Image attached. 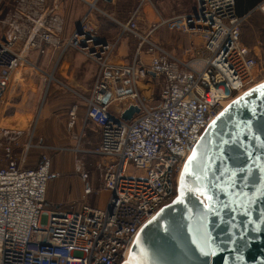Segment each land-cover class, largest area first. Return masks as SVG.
Instances as JSON below:
<instances>
[{
	"label": "built area",
	"instance_id": "1",
	"mask_svg": "<svg viewBox=\"0 0 264 264\" xmlns=\"http://www.w3.org/2000/svg\"><path fill=\"white\" fill-rule=\"evenodd\" d=\"M61 1L14 0L5 11L7 0H0V113L11 105L21 67L43 73L40 112L57 82L53 71H41L25 51L41 55L51 46L61 55L68 49L83 54L96 65L83 100L87 120L100 131L101 184L109 199L105 209L83 204L76 211L47 210L48 185L59 175L46 155L36 168L25 167L35 128L22 144L13 129L0 126V264H123L143 226L176 199L185 163L205 130L255 86L258 63L242 41L246 17L237 15L235 0H195L189 15L160 19L145 33L138 20L150 0H139L128 21L117 23L121 37L137 41L126 65L112 63L119 39L104 40L89 26L93 12L105 14L98 8L103 0H77L88 8L80 22L83 34L77 26L66 40ZM257 8L264 14V2ZM166 25L189 36L191 45L175 54L158 44L153 37ZM154 79L161 81L160 101L149 107L140 88ZM124 100H130L128 106L112 113V105ZM131 106L140 113L126 122L122 114ZM70 116L72 128L76 108ZM82 181L84 198L93 195L89 174Z\"/></svg>",
	"mask_w": 264,
	"mask_h": 264
},
{
	"label": "water",
	"instance_id": "2",
	"mask_svg": "<svg viewBox=\"0 0 264 264\" xmlns=\"http://www.w3.org/2000/svg\"><path fill=\"white\" fill-rule=\"evenodd\" d=\"M77 31L83 34L80 24ZM261 86L264 83L232 102L208 126L193 149L204 153L198 169L197 161H189L193 151L183 168V195L181 174L176 199L143 226L123 264L140 259L149 264H264ZM3 91L0 85V97ZM139 113L138 107L131 106L122 119L129 122ZM201 185L211 199L188 191ZM205 239L215 255L201 253Z\"/></svg>",
	"mask_w": 264,
	"mask_h": 264
},
{
	"label": "rangeland",
	"instance_id": "3",
	"mask_svg": "<svg viewBox=\"0 0 264 264\" xmlns=\"http://www.w3.org/2000/svg\"><path fill=\"white\" fill-rule=\"evenodd\" d=\"M138 1L139 0H116V4H112V6L99 3V10L108 12L112 18H108L104 16L103 13L95 11L89 19V26L98 37L107 39L109 33L105 30H101V28L104 27L103 25L112 24L115 28L112 29L114 33L112 35V42L116 41L120 34V28L117 23H125L128 21ZM13 2L14 0H7V4L3 6L4 10L7 11L10 9ZM195 8V0H150L143 6L140 13L138 20L139 30L145 33L156 22H159L160 19L168 20L185 13L190 14L195 11ZM87 12L88 8L77 0L61 1V14L64 18L66 29L74 25L78 26ZM101 23H103L102 26H100ZM159 33L166 35V38L163 39L160 37V35H158ZM155 35V38L159 41V43L157 42L158 44L175 54H178L181 49L189 47L193 41L189 36L180 33L177 28L173 29L168 25L159 29ZM241 35L243 43L250 51V55L258 63V76L255 81V86L250 89L252 90L264 83V14L259 8H256L255 11L246 16V20L242 25ZM109 38H111V36ZM129 38L132 41L133 48H135L137 46V41L132 37ZM128 58L131 59L132 57H123L122 61H120V57H112V63L122 65L120 62H126ZM28 60L33 61L34 64L37 63V60L33 58L32 60ZM92 64L91 61L88 62L79 57H68V60H62L60 66H63V68L67 69L69 72H73L74 78L84 83L86 77L83 78V71H85L88 76ZM37 67L41 69V66ZM43 81V73H37L36 70L26 65L18 69L15 83L13 84L14 87L12 88L13 92L15 88L16 91L12 94L13 99L12 101L10 100L11 105L3 114L0 113V119L2 120L1 127L12 129L14 126V129H27L29 131H33L34 128L36 129L40 113V100L43 95ZM161 86V81L148 82V80L144 81L141 85L140 95L147 106L155 107L159 104ZM19 92L20 94H18ZM87 95L88 92L85 96ZM22 96L24 103L20 104ZM129 101L130 100H124L114 103L111 108L112 113H118L122 109H125ZM15 111L17 114L14 120L15 125H12V120L8 119H10V115L15 113ZM39 121L38 130L37 132L36 130L34 131L36 136H34L32 141L35 147L31 148L29 151L28 166L27 163L25 166H37L41 157L46 155L52 161V171L59 175L56 180L49 183L50 193L48 192L46 209L52 210L55 209V205H61L58 207L62 210L76 211L79 210L83 204H90L99 209H105L109 194L103 190L101 184L100 178L102 171L99 165L102 163V159H99L100 156L97 157L87 153V151L97 147L100 140V131L90 127L94 125L87 120V111L82 125L85 129L86 137L81 141L78 138H74L73 135H71L73 132L68 130V115L66 114L63 115L60 114V112H56L51 118H48L45 123H43V119ZM51 126L54 127L53 131L50 130ZM82 127L80 128L82 129ZM74 130L77 131L76 126ZM41 131H43L42 134H40ZM47 132L54 133L55 136H49V139H46ZM28 140L22 141L19 139L22 144L27 143ZM44 147H52L54 149L44 150ZM131 172L135 173L136 171L132 168ZM83 173L89 174V178H91L90 183L94 189L93 195L89 198H84L85 184L82 181Z\"/></svg>",
	"mask_w": 264,
	"mask_h": 264
},
{
	"label": "crops",
	"instance_id": "4",
	"mask_svg": "<svg viewBox=\"0 0 264 264\" xmlns=\"http://www.w3.org/2000/svg\"><path fill=\"white\" fill-rule=\"evenodd\" d=\"M102 4L112 6V4H116V0H111L110 2L103 0ZM104 13H105L104 16H106L108 18H112L108 12H104ZM188 14L189 13H185L183 15H188ZM102 25H103V23H101L100 26H102ZM103 26L104 27L101 28V30L107 31L109 33L107 37L109 38L111 36V38L108 39L106 37L107 39H105V38H102V39L107 40V41H112V35L114 34L112 29L114 27L112 26V24L103 25ZM76 28H77V26H75V25L70 27L69 29H66V27L64 26V31L62 33V39L63 40L68 39ZM158 35H160V37H162L163 39L166 38V35H164L162 33H159ZM155 36L153 37L154 40L159 43V41L155 38ZM129 37L130 36L125 37V35L123 37H121V34H119V36L117 38V39H119V42H118L116 49L113 52L112 57H120V61H122L123 57H134V48H133L132 41ZM68 52H70V53H68ZM24 53H25V56L27 59L32 60V58H33L34 60H37L38 66H41L40 68L43 71H45L47 73H50L51 71H53L54 77L57 81L56 83H54L50 86L47 99H46L45 104L43 105L41 112L39 114V117H38L36 129H35L36 132H37L38 126H39V122H40L39 120L43 119V123H45L48 118H51L53 116V114H55L56 112H60V114L68 115L67 125L69 128L68 130L69 131L71 130V132H73V134L71 133V135H73L74 138L80 139V141L83 140L86 137V134H85V129L82 127V125L84 123L83 119L85 118L86 111H87V107L85 105L83 98L85 97V94L88 91H90L92 88V85H93V82L95 79V75H96V65L92 64L90 66L91 68H90V73L88 75L89 77L86 75V72L83 71V74L86 75V76L83 75V78L86 77V81L83 83V82H80L81 80H77L74 78L73 72H69L67 69H64L63 66H60L62 60L63 59L68 60V57H79L82 60L90 62L89 59H87L80 52H78L74 49H68L63 55H61L62 53L60 50H54L51 46H49L47 48V51L41 55L39 53L31 51V50L25 51ZM143 57H144L143 59H144L145 64L148 65L149 61H150L148 56L143 55ZM131 61H132V58L131 59L128 58V60L126 62H120V64L126 65V64L131 63ZM152 81H157V80H155V79L154 80H148V82H152ZM61 85H64V86H61ZM148 85H150V84H148ZM15 91H16V88H15L14 92L12 91V94L15 93ZM18 94H20V92ZM12 99H13V97H12ZM23 103H24V99L22 96L20 104H23ZM17 104H19V103H17ZM74 108H76L75 125L72 128H70L69 127L70 120H71L70 114ZM16 115L17 114L15 111V113L10 115V119H8V118H6V119L12 120V125L13 124L15 125L14 120L16 118ZM81 120H82V122H81ZM75 126L77 128V131L74 130ZM80 127H82V129ZM90 127L91 128L93 127L95 130H99V128L95 125L90 126ZM12 129L15 131L14 134L17 135L19 137V139H21L22 141H26V140H28V137H29L28 141H30L31 136H30L29 130H27V129H14V126ZM53 129H54V127L51 126L50 130L53 131ZM42 132L43 131H41L40 134H42ZM47 133L48 134H47L46 139H49V136H55L54 133H49V132H47ZM34 136H36V134L33 135L31 141H33ZM99 148H100V140H99L97 147L91 149L90 151H87V153L99 157L100 156L98 154ZM45 149L50 150V149H54V148L44 147V150ZM99 159H101V158L99 157ZM27 166H28V163H27ZM37 166H34V167H26L25 166V167L29 168V169H33V168H36ZM52 170H53V164H52ZM90 181H91V178H89L88 182L90 183ZM90 185H91V183H90ZM49 187H50V184L48 185V189H47L46 205L48 203V195L50 193ZM91 196H89V197H91ZM89 197H87V198H89ZM75 200H77V199H75ZM58 206H61V205H55L54 207L56 208ZM92 207H94V206H92ZM95 208H97V207H95Z\"/></svg>",
	"mask_w": 264,
	"mask_h": 264
},
{
	"label": "snow or ice",
	"instance_id": "5",
	"mask_svg": "<svg viewBox=\"0 0 264 264\" xmlns=\"http://www.w3.org/2000/svg\"><path fill=\"white\" fill-rule=\"evenodd\" d=\"M262 88H264V86H261ZM215 123V122H214ZM199 153V155H198ZM203 157H204V153L203 152H200L199 149L197 150H194L193 151V155L189 157V161H197V169H198V166H199V162L203 160ZM187 166L185 168V172H187ZM181 187H182V192H181V195H183V189L185 187V184H184V174H182V177H181ZM203 185H201L200 187H194V188H189L188 191H199L201 195H205V198L206 199H211V197H208L206 196V194L201 191ZM200 251L203 255L205 256H209V255H215V253L211 250L210 246L208 245L207 243V240L205 239V243L203 246H201L200 248ZM128 264H149V262L147 260H144V259H140V260H136V261H132L130 260L128 262Z\"/></svg>",
	"mask_w": 264,
	"mask_h": 264
},
{
	"label": "trees",
	"instance_id": "6",
	"mask_svg": "<svg viewBox=\"0 0 264 264\" xmlns=\"http://www.w3.org/2000/svg\"><path fill=\"white\" fill-rule=\"evenodd\" d=\"M235 1H236V13H237V15L239 17H246V16H248L253 11H255V9L261 3L264 2V0H235ZM27 161H28V158H27Z\"/></svg>",
	"mask_w": 264,
	"mask_h": 264
}]
</instances>
